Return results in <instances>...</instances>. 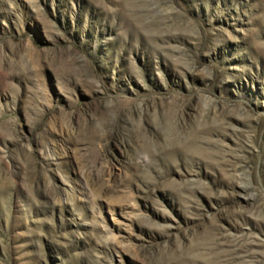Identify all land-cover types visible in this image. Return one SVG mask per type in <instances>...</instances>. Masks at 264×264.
<instances>
[{
    "label": "rangeland",
    "instance_id": "1",
    "mask_svg": "<svg viewBox=\"0 0 264 264\" xmlns=\"http://www.w3.org/2000/svg\"><path fill=\"white\" fill-rule=\"evenodd\" d=\"M0 264H264V0H0Z\"/></svg>",
    "mask_w": 264,
    "mask_h": 264
}]
</instances>
